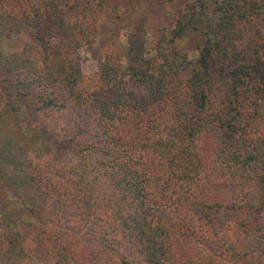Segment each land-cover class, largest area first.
Segmentation results:
<instances>
[{"label": "trees", "instance_id": "trees-1", "mask_svg": "<svg viewBox=\"0 0 264 264\" xmlns=\"http://www.w3.org/2000/svg\"><path fill=\"white\" fill-rule=\"evenodd\" d=\"M44 1L3 11L42 55L0 68V264L26 221L42 264H264V0H161L153 54L98 51L89 78L91 31ZM208 13L195 62L177 44Z\"/></svg>", "mask_w": 264, "mask_h": 264}, {"label": "rangeland", "instance_id": "rangeland-1", "mask_svg": "<svg viewBox=\"0 0 264 264\" xmlns=\"http://www.w3.org/2000/svg\"><path fill=\"white\" fill-rule=\"evenodd\" d=\"M9 1L0 0V68L6 63L5 66L14 70L30 60H38L41 64V46L27 34L19 13H3L6 7H12ZM42 5L52 11H64L68 25L77 29L82 27L87 33L91 31L94 50H90V44H84L81 48L87 78L98 71V57L101 52L113 53L116 60L120 59L126 65L128 48L137 38L144 36L146 55H152L153 34L161 29L168 30L173 24L174 13L182 6L170 8L161 0H125L118 6L106 0H45L37 6ZM212 18L211 13L204 15L177 44V48L195 62L199 59L200 48L209 42L206 31ZM262 25L264 27V22ZM260 109L264 112V105ZM1 114V122L10 120L6 111ZM21 125L17 120L16 123H10L8 129L12 135H16ZM4 147L3 144L1 149ZM46 151L44 148L43 152ZM57 154L61 160L68 155L65 150H58ZM20 226V243L16 253L14 251L8 256L9 264H42L45 256L37 246L36 221L32 224L26 221Z\"/></svg>", "mask_w": 264, "mask_h": 264}]
</instances>
